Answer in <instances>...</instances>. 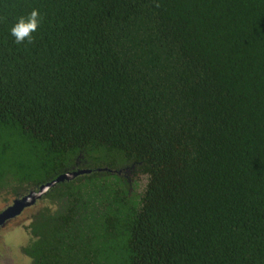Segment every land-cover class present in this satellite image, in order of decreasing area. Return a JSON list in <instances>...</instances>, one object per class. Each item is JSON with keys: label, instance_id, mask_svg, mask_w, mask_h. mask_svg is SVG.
Instances as JSON below:
<instances>
[{"label": "trees", "instance_id": "obj_1", "mask_svg": "<svg viewBox=\"0 0 264 264\" xmlns=\"http://www.w3.org/2000/svg\"><path fill=\"white\" fill-rule=\"evenodd\" d=\"M81 170L33 264H264V0H0V191Z\"/></svg>", "mask_w": 264, "mask_h": 264}, {"label": "flooded vegetation", "instance_id": "obj_2", "mask_svg": "<svg viewBox=\"0 0 264 264\" xmlns=\"http://www.w3.org/2000/svg\"><path fill=\"white\" fill-rule=\"evenodd\" d=\"M39 189L27 192L20 188L21 191L17 194L11 192V189L0 191V264H33L32 257L24 252L31 238L26 227L30 224L33 213L40 207L43 195L22 207L17 205V201L20 202ZM15 205L18 207L11 214V208Z\"/></svg>", "mask_w": 264, "mask_h": 264}, {"label": "clouds", "instance_id": "obj_3", "mask_svg": "<svg viewBox=\"0 0 264 264\" xmlns=\"http://www.w3.org/2000/svg\"><path fill=\"white\" fill-rule=\"evenodd\" d=\"M41 18L38 9H33L26 16L17 17L15 23L10 28L11 35L15 38L17 44H22L25 41L31 43L35 33L40 25Z\"/></svg>", "mask_w": 264, "mask_h": 264}, {"label": "water", "instance_id": "obj_4", "mask_svg": "<svg viewBox=\"0 0 264 264\" xmlns=\"http://www.w3.org/2000/svg\"><path fill=\"white\" fill-rule=\"evenodd\" d=\"M83 172H85V171H84V170H81V171H74V172H69V173H66V174H62V175H60L57 179H55V180H53V181H51V182H49V183H47V184L42 185V186L40 187L39 191H33L29 197H26V198H24V199H21L20 202L17 201V205L20 204L21 207H22V205H23V206H24V205H29V204H31V203L35 200L36 197H41V196H42L43 194H45V193H46V192H47L52 186L56 185L58 182L63 181V180H65V179L73 178V177H75V176H77L78 174L83 173ZM17 205H15L14 207L11 208V214H12L13 212L16 211L15 209L19 206V205H18V206H17ZM16 206H17V207H16ZM21 207H20V208H21Z\"/></svg>", "mask_w": 264, "mask_h": 264}, {"label": "rangeland", "instance_id": "obj_5", "mask_svg": "<svg viewBox=\"0 0 264 264\" xmlns=\"http://www.w3.org/2000/svg\"><path fill=\"white\" fill-rule=\"evenodd\" d=\"M5 190H8V189H5ZM19 191H21V190H19ZM28 244V243H27Z\"/></svg>", "mask_w": 264, "mask_h": 264}]
</instances>
